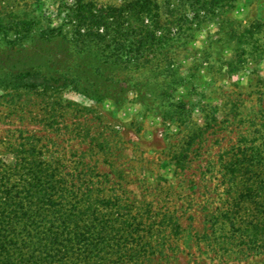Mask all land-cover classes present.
Masks as SVG:
<instances>
[{
    "label": "rangeland",
    "instance_id": "1",
    "mask_svg": "<svg viewBox=\"0 0 264 264\" xmlns=\"http://www.w3.org/2000/svg\"><path fill=\"white\" fill-rule=\"evenodd\" d=\"M77 1L0 0V166L35 150L112 222L78 264H264L227 176L264 145V0H156L168 49L143 73L80 39Z\"/></svg>",
    "mask_w": 264,
    "mask_h": 264
},
{
    "label": "trees",
    "instance_id": "2",
    "mask_svg": "<svg viewBox=\"0 0 264 264\" xmlns=\"http://www.w3.org/2000/svg\"><path fill=\"white\" fill-rule=\"evenodd\" d=\"M231 1L211 0L210 8L224 9ZM82 2L72 7L69 20L77 21L80 39L98 42L112 37L116 60L126 64L131 59L128 66L136 73L155 70L165 62L166 27L161 20L162 5L156 0H126L120 7L107 8ZM262 144L252 152L234 155L227 170L231 188L240 193L238 208L246 214L232 224L251 230L246 236L259 247H264ZM29 150L15 164L0 166V264H78L83 247L110 243L107 232L112 222L77 197V187L59 165Z\"/></svg>",
    "mask_w": 264,
    "mask_h": 264
}]
</instances>
